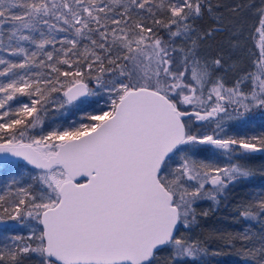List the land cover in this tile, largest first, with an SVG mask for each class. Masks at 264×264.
Masks as SVG:
<instances>
[{"label": "snow or ice", "instance_id": "snow-or-ice-1", "mask_svg": "<svg viewBox=\"0 0 264 264\" xmlns=\"http://www.w3.org/2000/svg\"><path fill=\"white\" fill-rule=\"evenodd\" d=\"M224 10L259 17L255 71L231 85L224 56L201 52L226 30L239 48ZM205 17L215 26L202 29ZM104 94L107 109L45 129L51 105L85 110ZM256 113L264 0H0V264H209L220 250L185 233L209 215L201 202L243 185L245 226L210 235L264 264V187L249 183L264 175L251 164L264 130L247 134Z\"/></svg>", "mask_w": 264, "mask_h": 264}, {"label": "trees", "instance_id": "trees-1", "mask_svg": "<svg viewBox=\"0 0 264 264\" xmlns=\"http://www.w3.org/2000/svg\"><path fill=\"white\" fill-rule=\"evenodd\" d=\"M232 1L236 2V0ZM213 2L215 3L217 0H213ZM219 2L221 4L228 5L227 0H219ZM202 23L206 26L209 24L211 26L209 17H205L204 20L201 21V25ZM161 35H164V33L161 32ZM53 97L62 98L59 93H54ZM53 105H51L50 108ZM101 107L107 109V98H105V94L97 99L92 98L91 106H85V110H78L69 106L66 107L67 111L65 113L59 112L54 114V109L51 108L45 118L44 127L48 131L55 127L67 128L73 121L80 123L81 118L84 115L92 113L94 110L98 111ZM253 121L254 123L250 125L247 130L248 135L257 134L259 131L264 130V116H260L258 113L253 114ZM251 164L252 167L259 170L262 166H264V157L252 161ZM28 168L31 169V167ZM31 170L34 172L37 171L35 169ZM4 178H6L5 175L0 174V180H3ZM249 183L253 187H264V175H261L258 171L257 175ZM0 189H2V184H0ZM250 191L251 188L248 185L237 186L229 196L228 200L219 206L213 205L211 201H204L198 205V210L208 211L209 215L207 217L199 218V225L194 229V233L195 235L197 234V238L206 241L207 246L210 249L220 250V255L211 256L209 258V264H243L239 255L231 249L224 247L222 241L218 238L212 237L210 234L238 232L245 226V222L243 220L239 218L236 220V205L240 199ZM30 222L32 221H29V223ZM19 230L25 234V230L22 227H14V231L11 234L18 232ZM165 252H162L161 255Z\"/></svg>", "mask_w": 264, "mask_h": 264}, {"label": "rangeland", "instance_id": "rangeland-1", "mask_svg": "<svg viewBox=\"0 0 264 264\" xmlns=\"http://www.w3.org/2000/svg\"><path fill=\"white\" fill-rule=\"evenodd\" d=\"M248 0H236V2L232 0H227L228 5L236 4V3H247ZM257 4L260 3V0H255ZM225 11V24L228 29L236 26L240 29L242 35L240 38L239 48H233L232 42L230 41V32L225 31L221 34H216L213 38L208 39L202 44L201 52L206 56H215L217 53H220L225 58V71L218 73L222 75L225 81L231 85L232 82L242 73L248 71H255L256 65L255 61L260 58V47H259V34L256 29L259 27V17L255 14V12L250 10H244L239 15L230 14L226 10ZM210 19V24L206 26L204 23L201 25V21L199 25L202 29H208L215 26V21ZM217 39V40H216ZM216 40V42H215ZM215 42V43H214ZM215 45V46H214ZM215 49V50H214ZM96 97L95 99H97ZM105 98H107V107L110 103V100L105 94ZM51 108L54 109V114L59 112L65 113L67 109H57L54 104ZM29 167V166H27ZM38 171V170H37ZM34 172V171H33ZM236 220L238 217L236 216ZM30 223H35L34 221ZM13 227L15 226V222H11ZM25 230V234L21 230L15 232L14 234H20L27 236L28 229L23 228ZM186 236H194L197 238V234L195 235L194 231L191 233H185ZM169 253L166 251L162 254V256H167Z\"/></svg>", "mask_w": 264, "mask_h": 264}, {"label": "water", "instance_id": "water-1", "mask_svg": "<svg viewBox=\"0 0 264 264\" xmlns=\"http://www.w3.org/2000/svg\"><path fill=\"white\" fill-rule=\"evenodd\" d=\"M29 167H31V166H29Z\"/></svg>", "mask_w": 264, "mask_h": 264}]
</instances>
